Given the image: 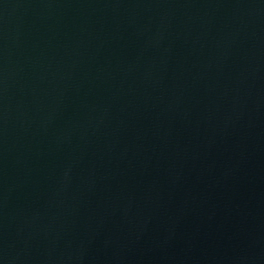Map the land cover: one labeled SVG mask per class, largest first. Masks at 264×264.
I'll return each instance as SVG.
<instances>
[{"label": "water", "instance_id": "95a60500", "mask_svg": "<svg viewBox=\"0 0 264 264\" xmlns=\"http://www.w3.org/2000/svg\"><path fill=\"white\" fill-rule=\"evenodd\" d=\"M0 264H264V0H0Z\"/></svg>", "mask_w": 264, "mask_h": 264}]
</instances>
